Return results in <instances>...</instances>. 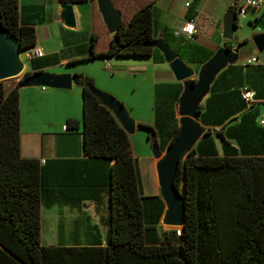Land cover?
Instances as JSON below:
<instances>
[{"label": "trees", "instance_id": "1", "mask_svg": "<svg viewBox=\"0 0 264 264\" xmlns=\"http://www.w3.org/2000/svg\"><path fill=\"white\" fill-rule=\"evenodd\" d=\"M89 1V50L81 60L149 57L157 50L149 44L154 40L150 8L155 0H109L120 14L112 34L95 1ZM0 25L21 49L34 46V30L20 21L17 0H0ZM247 42L242 39L238 45ZM23 79L17 77L10 88L0 81V264H264V155L242 154L220 128H206L182 154L174 175L184 204L180 232L165 226L173 230L159 233L162 199L142 193L127 134L90 93L94 86L88 76L72 74L80 88L81 120L65 124L75 129L80 123L83 157L43 163L20 157L17 89ZM136 130L153 132L141 123ZM101 197L106 199L103 238L86 216L83 243L40 242L41 207L79 209L84 202L99 204Z\"/></svg>", "mask_w": 264, "mask_h": 264}, {"label": "crops", "instance_id": "2", "mask_svg": "<svg viewBox=\"0 0 264 264\" xmlns=\"http://www.w3.org/2000/svg\"><path fill=\"white\" fill-rule=\"evenodd\" d=\"M89 2L86 0L70 3L74 26L67 27L59 18L61 3L57 0H17L19 19L22 23L32 26L35 34L34 46L42 51L39 57H29L26 65L23 62L22 73L49 72L72 75L80 66L81 73L91 78L96 89L120 100L124 108L127 102L122 93H119L120 85L116 77L125 71L132 74V77L145 73L150 83L149 106L152 123L149 126L153 133L155 131L157 137L162 139L160 152L163 153L174 130L179 126L177 101L182 91V82L173 78L168 64L164 62L158 50H154L149 57L106 58L107 68L102 69L108 76L99 68L103 67L100 58L81 60L88 55L89 50ZM234 3L235 0H155L152 4L150 11L154 39H162L177 57L192 69L193 75L190 79L193 81L196 80L200 68L223 43V15L229 7H234ZM187 20L193 21L196 28L192 40H182L173 35V31ZM244 20L250 28L248 35L264 32V3L257 13L251 12ZM248 37L244 38L248 42L240 46L239 40L230 42L231 48L238 46L236 60L226 63L213 74L207 91L197 104L196 122L202 130L201 134L206 128H220L242 154L264 155V127L259 125L260 116L264 115V50L258 54ZM251 57H255L256 61L248 63L247 60ZM97 62H100V66L96 65ZM16 81L17 78L11 87ZM72 86L75 85L72 83ZM71 87L56 89L20 86L17 89L20 157L36 158L40 163H43L44 159L83 157L80 123L75 129L65 127L69 119L78 122L81 120L80 91ZM243 88L253 91L251 104L244 103L238 97V91ZM126 110L128 112V109ZM137 121L139 120L134 121L135 125L141 123ZM211 138L218 146V139L213 135ZM153 162L152 158L150 165ZM137 167L139 172V163ZM139 179L141 181L140 172ZM87 204L94 210L98 223L105 230L102 222L106 215L105 197H101L97 205L88 201L79 209L76 208L83 220L85 221L87 216L90 222L84 208ZM84 226L85 222L83 228ZM83 242L84 240L80 243Z\"/></svg>", "mask_w": 264, "mask_h": 264}, {"label": "water", "instance_id": "3", "mask_svg": "<svg viewBox=\"0 0 264 264\" xmlns=\"http://www.w3.org/2000/svg\"><path fill=\"white\" fill-rule=\"evenodd\" d=\"M94 1L107 33L116 32L120 24L118 10L112 6L109 0ZM59 9V18L62 24L67 27H73L74 19L70 3H61ZM236 18L237 16L232 10H227L223 15L221 37L228 42L231 41L232 33L236 27ZM249 42L257 53H261L264 50V32L252 35L249 38ZM149 44L161 53L164 62L168 64L173 78L182 82V91L177 101V110L180 116L177 136L161 153L157 148L154 133L149 132L150 152L156 160V178L163 202V210L159 220L166 226L182 227L184 214L182 189L181 187L177 189L174 186V175L178 169L180 157L201 134L202 130L196 122L199 100L207 91L213 74L226 63L236 60L237 49L240 45L229 48L223 42L200 68L196 80L193 81L190 79L193 75L192 69L186 66L162 39H154ZM23 51L24 49L20 48L18 40L0 25V81L21 75L24 77L21 86L70 89L73 82L72 75L68 73L32 72L28 75L22 73L23 61L20 58V53ZM90 93L98 99L101 105L109 110L127 135L134 133L136 125L118 100L95 87L90 89Z\"/></svg>", "mask_w": 264, "mask_h": 264}, {"label": "rangeland", "instance_id": "4", "mask_svg": "<svg viewBox=\"0 0 264 264\" xmlns=\"http://www.w3.org/2000/svg\"><path fill=\"white\" fill-rule=\"evenodd\" d=\"M248 15H251V12H248L242 16H237L236 28L232 33L230 42H234L235 40L240 41L246 36H249L248 38L251 37V35H248L250 28L248 27L246 20H244L245 17ZM20 58L26 65L28 61L27 58L24 56V52L20 53ZM96 65L100 66V62H97ZM86 67L87 66H85V68ZM99 68L105 73V75L108 76V73L104 69H102L103 67L100 66ZM55 69L58 70L60 68ZM80 69V66H78L77 71L75 73H81ZM145 75V73H141L137 74L136 77H132V74H128L126 71L123 73L120 72L116 77V81H118L120 85L119 93H122V96L125 98V102H127L125 108L128 109L130 117L134 121L139 120L137 122H141L143 125L149 126L152 123V115L149 106L150 83L148 80V76ZM16 78L17 77L3 80L2 82L4 87H11L14 79ZM71 89H78L80 91V88H78L76 85L72 86ZM118 101L122 105H124L120 100ZM148 134L149 132L145 130H135L134 133L128 134L127 138L130 145L131 154L133 157L136 158L137 163H139L141 191L143 192V194H148L152 192L153 194L160 196L158 184L154 183L155 181L157 182V178L156 176H154L156 160L152 157L150 152V135L148 136ZM154 135L156 139L157 148L158 150H160L162 147V139H159L157 137L155 131ZM152 158L154 162L150 165V161ZM84 208L86 213L90 217V222L95 223L97 225L99 234L103 238L104 228L98 223L97 217L95 216L96 213L94 212V210H92L89 204H87ZM82 217L83 216H81L80 212H78L76 209L64 205H52L49 208L41 207L40 242L45 245L56 244L59 241L68 244L75 239L76 242L80 243L83 240L82 231L84 221ZM75 218H77V220ZM58 225L60 226V230H58ZM164 227L165 226L160 223L158 229L159 233L166 230H173V228L164 229ZM174 228H180V226H175Z\"/></svg>", "mask_w": 264, "mask_h": 264}, {"label": "built area", "instance_id": "5", "mask_svg": "<svg viewBox=\"0 0 264 264\" xmlns=\"http://www.w3.org/2000/svg\"><path fill=\"white\" fill-rule=\"evenodd\" d=\"M264 0H235L234 3V12L236 16H242L248 12H257L260 7L263 5ZM186 5V4H185ZM196 33V28L191 20L184 21L181 25H179L174 31L173 35L176 37H180L184 40H192ZM24 56L28 59L29 57H39L42 55V51L39 47H31L25 49ZM256 61L255 57H251L247 60L248 63H253ZM103 64V68H107L106 60L101 59ZM240 97L246 103H251L253 101L254 93L252 90L243 88L240 90ZM259 123L264 125V115L260 116ZM42 162V161H41ZM175 234H179L180 228L174 229Z\"/></svg>", "mask_w": 264, "mask_h": 264}, {"label": "bare ground", "instance_id": "6", "mask_svg": "<svg viewBox=\"0 0 264 264\" xmlns=\"http://www.w3.org/2000/svg\"><path fill=\"white\" fill-rule=\"evenodd\" d=\"M164 226H166V225H164Z\"/></svg>", "mask_w": 264, "mask_h": 264}]
</instances>
